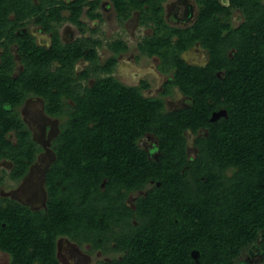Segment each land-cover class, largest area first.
Returning <instances> with one entry per match:
<instances>
[{
    "label": "trees",
    "instance_id": "1",
    "mask_svg": "<svg viewBox=\"0 0 264 264\" xmlns=\"http://www.w3.org/2000/svg\"><path fill=\"white\" fill-rule=\"evenodd\" d=\"M196 1L198 19L171 32L176 43L152 41L175 68L172 84L191 97L179 110H165L160 98L111 75L85 85L92 72H110L116 63L111 57L100 65L95 48L85 54L92 67L75 78L44 75L38 63L50 58L36 61L30 41L22 45L27 70L18 79L10 77L9 55H1L0 157L13 162L12 178L27 171L40 148L18 113L3 105L15 107L34 90L49 114L66 117L45 171V208L0 197V250L8 264H60V236L121 253L105 264H241L251 248L264 264V0ZM236 9L243 22L234 27ZM40 10L31 0H0V32L10 12L34 14L50 27ZM161 12L157 1L154 13ZM194 41L207 49L204 67L179 57ZM69 59L71 67L75 58ZM219 110L225 115L212 121ZM200 128L206 133L196 134ZM187 130L195 135L194 156L187 154ZM148 133L156 156L139 143ZM139 191L132 207L127 198Z\"/></svg>",
    "mask_w": 264,
    "mask_h": 264
},
{
    "label": "flooded vegetation",
    "instance_id": "2",
    "mask_svg": "<svg viewBox=\"0 0 264 264\" xmlns=\"http://www.w3.org/2000/svg\"><path fill=\"white\" fill-rule=\"evenodd\" d=\"M31 1L34 5H38L41 8L39 12H44V14L51 17L52 20H50V27L46 28V26H44L41 21L37 20V16L34 14L26 15L24 17H21L20 14L16 15L15 12H10L8 14L7 24L5 28L1 30L2 32H0V58L4 53H7V55H9L10 62L8 70L11 79H18V77H21L22 73L26 72L27 56L25 54L27 51L22 48V45H29L30 42H32L38 48L36 50L37 52H33L34 58H38V60L36 59V61L39 62V59H41V61H44L45 57L50 58L48 62L45 61L44 63H38V67H41L42 71L45 72L44 75L55 76L56 78L58 76L67 77L68 74L75 78L85 69H90L92 67L91 61L85 57V54L89 49L93 50V48H95L94 50H96L97 60L100 65L106 64L107 60L111 57L115 58L116 63L113 70L110 72H92L90 76H88L87 79L83 81L85 85H92L95 81V78L98 76L106 77L108 75H111L122 84H125L127 86L139 87L141 93L145 97L160 98L162 100L164 109L167 111L179 110L190 106L191 97L184 94L178 85L172 84L175 68L170 67L171 65L167 62V60L163 59L157 48H155L156 46L152 44V41L155 44L160 43L161 47H169L170 44L176 43V41L179 40V37L176 34L170 35L171 32L175 29L180 32L188 30L193 27V25H195L198 19L199 6L196 0H178V5L182 6L183 8L180 10V6H176L178 11H182L180 12L181 17L178 18L177 16L173 15L172 22L168 20L169 16L165 11L167 2H170L172 0H119L120 5L118 4L117 0ZM157 1L162 6V12L159 14L154 13V7ZM228 5L229 2L227 0L225 6ZM134 16L136 17V21H134L130 25L128 31L133 30L134 27H138L140 30H144L145 33L140 37L139 41L135 43V50L137 51V53L133 54L132 62L130 61L131 63L129 62V65H131L132 63L138 65V63H143L142 60H144V63H149V70L143 72L142 74H138L139 72H137V74L139 75L138 79L131 84L125 82L124 80L122 81L114 74V69L116 68L118 62L121 61V56H123L124 53L129 52L128 42L123 38L113 39L108 44H106L107 48L110 50L111 55L107 58L102 59L101 55L99 54V48L102 46V37L96 34L98 32L103 34L101 27L103 26L105 20H109L110 24H112L115 28L124 29L126 25L133 21ZM175 21L176 24H173ZM230 22L234 27L239 26L243 22V18L239 10L236 9L232 11L230 15ZM65 37H67V39H65ZM159 38H162L163 40L159 41ZM78 45L82 46L81 52H79L80 55H78V52L76 51V48L78 49ZM71 57H74L75 59L72 61L70 67L69 58ZM179 57L187 65L197 67L206 66L209 59L207 49L202 46L200 41H194L185 49L181 50L179 53ZM65 61L66 63L64 64ZM2 62L3 60L1 58L0 63ZM79 65L81 66L79 67ZM223 73V70L217 72L218 75H222ZM24 94L25 95L23 96L20 104L13 107L12 103H8L5 106L3 105L4 110H13L17 112L24 127L29 130L31 136L33 133L31 128L27 125L26 120L24 119V115L27 116L31 114V119H29V122L33 124L39 122V117L44 113L51 119H54V121H60L56 132L57 136V134H59L61 124L66 119L65 115L52 116L51 114H49L46 111V102L44 97L36 93L34 90H26ZM68 103H70V100L68 101ZM26 107H29L27 112H25L24 110ZM38 108L40 109V112L42 114L37 111ZM216 113L217 112H214V114ZM47 116H44L45 119L43 121L47 119ZM47 129H50V127H48ZM204 133H206L205 128H200L196 134ZM8 134L14 133L13 131H9ZM185 134L193 135L194 133L191 130H187L185 131ZM56 136L53 138V140L56 138ZM194 138L195 135H193V139ZM32 139L35 141L33 136ZM142 140L144 141V145H142ZM35 142L38 144V147L40 149L37 151L34 161L28 166L27 171L19 178H12L10 176V172L14 166L13 162L9 159L0 157V161L7 164V167H9L6 176H8V178L12 181H20V183H22V180L24 181L26 179L29 171H31V169L34 167L37 155L42 152L44 153L46 151H49L47 143L41 146L37 141ZM52 142L48 146L50 147V151L53 152ZM139 143L148 151L149 156H156L157 142L152 134H145L140 139ZM193 148V144L192 146L187 148L188 155L194 156L196 149L194 148L195 151L191 152ZM53 155L55 157L54 152ZM53 160L54 158L52 159V161ZM51 162L48 164L50 165ZM49 165L41 173L42 184H38L40 196H42V193L44 195V206L42 207V209H44L46 205V190L44 187V182L45 171L47 170ZM2 169L4 168H0V176H2L1 182L5 177L4 171H1ZM29 188L28 190L24 191L28 193L30 191ZM32 189L34 192V201H36L38 199L36 197V184H33ZM139 193L144 192L139 191L136 193H132L127 198L128 203L132 207H134V200ZM30 196H32V193ZM0 197L24 204L32 210H42L36 209L32 205L23 203L18 197L16 199L13 196ZM59 239L63 240L64 242L72 241L76 248H80L82 245L86 246L87 248L85 252L87 253V255H91L94 252L98 255H109L107 259L101 261V264L109 263L113 259L119 258L121 255L120 252H116L110 249L108 250V248H106L105 250L101 247L96 248L90 243H83L82 245H79L68 236H60L56 240V256L60 264L62 263L58 253ZM107 245L110 246L106 242L105 246ZM113 245L114 244H111V246ZM0 252L6 255L8 259L6 264H8L9 255L1 250ZM246 255H248V259L243 260L241 264H246L248 261H250V256L257 255L260 258L262 257V254L255 248L249 249V252ZM242 257L240 258V260L244 259Z\"/></svg>",
    "mask_w": 264,
    "mask_h": 264
},
{
    "label": "rangeland",
    "instance_id": "3",
    "mask_svg": "<svg viewBox=\"0 0 264 264\" xmlns=\"http://www.w3.org/2000/svg\"><path fill=\"white\" fill-rule=\"evenodd\" d=\"M178 2H179L178 0H172L170 2H167L166 4L165 11L169 16L168 20L170 22L173 21V17H172L173 15L177 16L178 18L181 17L180 12L182 11H178L176 8V6H180L178 5ZM181 9H183L182 6H180V10ZM135 18L136 17L134 16L133 21L130 22L128 25H126L124 29L115 28L112 24H110L109 20L108 21L105 20L103 26L101 27L103 34L99 32L96 34L102 37V46L99 48V54L101 55L102 59L107 58L108 56L111 55L110 50L107 48L106 44H108L113 39L123 38L128 42L129 52L124 53L123 56H121L120 58L121 61H119L118 64L116 65V68L114 69V74L122 81L124 80L125 82L131 84L138 79L139 76L138 74H142L143 72L149 70L148 69L149 63H144L145 62L144 60H142L143 63L142 62L138 63V65H135L133 63L129 65V62L130 61L132 62L133 54L137 53V51L135 50V43H137L140 37L143 36L145 33L144 30H140L138 27L136 28L134 27V29L132 28L133 30L128 31L130 25L134 21H136ZM173 24H176V21ZM65 39H67V37H65ZM80 66L81 65H79V67ZM137 72L139 73L137 74ZM28 108L29 107H26L24 109L25 112L28 111ZM37 111L40 112V109L38 108ZM30 115L31 114L27 116L24 115V119L26 120L27 125L32 130L33 138L41 146L46 143L49 145L52 142L53 138L56 136V132L60 121H54V119H51L50 117H48L43 113V115L39 117L40 119L39 122L31 124L29 122V119H31ZM44 116L45 117L47 116V119L45 121H43L45 119ZM48 127H50V129L52 127L51 131L50 129H47ZM187 136H188V143H191V141L193 140V135L188 134ZM48 145L47 147L49 148V151H46L44 153L42 152L37 155V159L34 163V167L31 169V171H29L26 179L24 181L22 180V183H20V181L14 182L11 179H9L8 176H6L9 167H7L8 166L7 164L0 161V168H4L1 171H4L5 173L4 180L0 183V196H9V197L13 196L15 197V199L18 197L23 203L27 205H32L36 209H42V207L44 206L43 204L44 195L42 193V196H40L39 194L40 190L38 184L39 183L42 184L41 173L49 165L48 163H50L54 158L53 152L50 151V147ZM142 145H144L143 140H142ZM194 151L195 149L193 148L191 152ZM33 184H36L37 186L36 197L38 199L36 201H34V197H33L34 194L32 189ZM28 188L31 191L32 196H30L31 195L30 191L28 193L24 191V190H28ZM58 242H59L58 253L62 264H101V261L109 257V255H100V254L98 255L95 252L91 255H87V253L85 252L87 248L86 246L82 245L80 248H76L72 241L64 242L63 240L59 239ZM250 257L251 260L248 261L246 264H259L261 260L260 257H258L257 255ZM242 258H244V260H247L248 255L244 254ZM7 260L8 259L6 255L0 252V264H6Z\"/></svg>",
    "mask_w": 264,
    "mask_h": 264
},
{
    "label": "water",
    "instance_id": "4",
    "mask_svg": "<svg viewBox=\"0 0 264 264\" xmlns=\"http://www.w3.org/2000/svg\"><path fill=\"white\" fill-rule=\"evenodd\" d=\"M222 2V4H226V2H227V0H222L221 1ZM220 115H225V111L224 110H220L219 112H217L216 114H214L213 115V117H212V121L213 120H215V118H217V117H219ZM188 134H186V136H187ZM192 143H193V140L191 141V143H188V136H187V148H189L190 146H192ZM198 255H199V253H198V251H196V250H193L192 252H191V256L195 259V260H197L198 259Z\"/></svg>",
    "mask_w": 264,
    "mask_h": 264
}]
</instances>
